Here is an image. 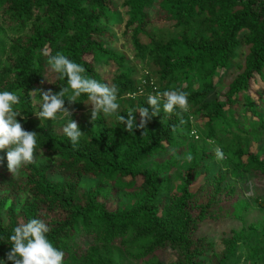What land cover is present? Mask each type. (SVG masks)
<instances>
[{
    "label": "trees",
    "instance_id": "1",
    "mask_svg": "<svg viewBox=\"0 0 264 264\" xmlns=\"http://www.w3.org/2000/svg\"><path fill=\"white\" fill-rule=\"evenodd\" d=\"M57 53L117 87L118 113L136 124L157 92L187 93L189 110L161 109L129 133L115 116L91 121L87 96L70 102L69 92L64 107L84 132L73 146L66 117L36 116L44 87L67 86L48 64ZM252 84L264 87V0H0V90L20 96L17 120L37 133L33 163L14 175L0 151V257L12 230L35 218L63 264H166L160 251L176 254L169 264H229L241 242L264 264V227L233 231L222 251L198 234L234 197L237 220L264 210V194L238 192L264 182V97L253 99Z\"/></svg>",
    "mask_w": 264,
    "mask_h": 264
},
{
    "label": "clouds",
    "instance_id": "2",
    "mask_svg": "<svg viewBox=\"0 0 264 264\" xmlns=\"http://www.w3.org/2000/svg\"><path fill=\"white\" fill-rule=\"evenodd\" d=\"M52 71L58 78L66 79L67 86L53 93L51 90L40 91V110L36 116L40 120L56 121L61 117L67 118L62 132L69 142L75 146L79 143L84 132L72 119V113L64 107L65 96L70 92L67 100L76 102L77 98L86 95L92 105L91 121L97 119L102 113L105 117L115 116L124 126V130L134 133L135 129H144L152 118L157 117L161 109L164 113H174L177 110H189L188 94L179 90H165L147 96L148 107H141L139 113L140 123H135L133 112L127 118L118 113V89L109 86L86 75L85 68L57 53L48 60ZM21 98L8 90H0V151L6 152L7 169L14 175L28 164L33 163L34 151L37 148V133L26 131L20 121L19 105ZM218 159L223 158V152L216 150ZM191 159V156L188 157ZM49 227L39 219H30L27 223L17 225L7 237L10 249L5 257H0V264H63L64 252L54 247L48 239Z\"/></svg>",
    "mask_w": 264,
    "mask_h": 264
},
{
    "label": "rangeland",
    "instance_id": "3",
    "mask_svg": "<svg viewBox=\"0 0 264 264\" xmlns=\"http://www.w3.org/2000/svg\"><path fill=\"white\" fill-rule=\"evenodd\" d=\"M120 15L122 18V26L125 25V21H123V13H121V9L119 8ZM122 28H116V39L118 40L120 45L124 44V40L122 39ZM146 74L145 72H143ZM264 87L262 84H252L251 96L253 99H257L258 95L264 97ZM44 91H47V87H44ZM210 97H215L214 95ZM255 149L252 151L255 152ZM89 183L90 181H86ZM205 182L204 175L199 177L197 182L192 186V191L196 192ZM241 195L246 196L247 198H251L252 196H262L264 194V182L260 179L259 176L254 178L247 179L246 182L240 183L239 191ZM239 199V197H238ZM238 199L236 197L232 198L230 201L225 202L222 206V210L218 214V220H207L200 226L199 235H203L210 239V241L214 244L218 251H222L223 239L226 237L232 236L233 231L240 232L244 228H248L249 226L255 225L258 226L260 230H263L264 227V210L260 209L257 206L253 205L252 208L245 210L242 212L244 219L242 221L234 218L232 213L234 212V206L237 203ZM109 208L111 210L116 209V202L111 201L109 204ZM223 216V217H222ZM253 239V238H252ZM251 239V240H252ZM248 242H241L239 251L237 252L236 258L231 260L229 264H251V260L248 258L249 247ZM156 256L166 264H169L176 260V254L170 251H160L156 253ZM129 264V263H126ZM140 264V263H135ZM207 264H211L208 262ZM259 264V263H257Z\"/></svg>",
    "mask_w": 264,
    "mask_h": 264
}]
</instances>
